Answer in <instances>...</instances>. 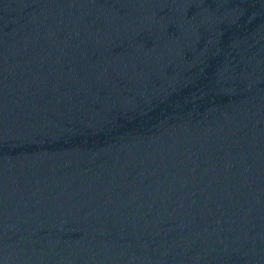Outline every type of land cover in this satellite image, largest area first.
I'll list each match as a JSON object with an SVG mask.
<instances>
[{
  "label": "water",
  "instance_id": "water-1",
  "mask_svg": "<svg viewBox=\"0 0 264 264\" xmlns=\"http://www.w3.org/2000/svg\"><path fill=\"white\" fill-rule=\"evenodd\" d=\"M0 264H264V0H0Z\"/></svg>",
  "mask_w": 264,
  "mask_h": 264
}]
</instances>
